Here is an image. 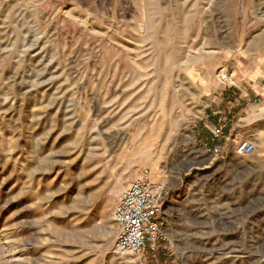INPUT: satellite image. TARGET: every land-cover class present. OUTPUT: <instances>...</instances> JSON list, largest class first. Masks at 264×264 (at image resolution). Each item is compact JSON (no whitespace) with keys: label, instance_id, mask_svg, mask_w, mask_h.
<instances>
[{"label":"rangeland","instance_id":"374dc122","mask_svg":"<svg viewBox=\"0 0 264 264\" xmlns=\"http://www.w3.org/2000/svg\"><path fill=\"white\" fill-rule=\"evenodd\" d=\"M256 73L264 0H0V264H264V100L247 125L232 92ZM146 172L170 243L120 257L112 211Z\"/></svg>","mask_w":264,"mask_h":264},{"label":"built area","instance_id":"2783aa9c","mask_svg":"<svg viewBox=\"0 0 264 264\" xmlns=\"http://www.w3.org/2000/svg\"><path fill=\"white\" fill-rule=\"evenodd\" d=\"M255 102L260 103V100ZM226 129L227 122H220L203 143L213 158L226 153L222 146L228 138ZM254 151L255 144L244 141L235 147L233 153L239 158H245ZM165 197V185L153 180L148 172L131 182L123 191L112 211L117 228L114 242V253L117 256L142 257L147 251L156 254L163 244L170 243L166 232Z\"/></svg>","mask_w":264,"mask_h":264},{"label":"crops","instance_id":"0c3cea01","mask_svg":"<svg viewBox=\"0 0 264 264\" xmlns=\"http://www.w3.org/2000/svg\"><path fill=\"white\" fill-rule=\"evenodd\" d=\"M230 92L227 91V93H230ZM232 92L236 94V97H234L233 99L236 105V108L233 111V114H235V117H237L242 111L241 108L243 107V104H245L244 110L246 114V124L253 125L256 121V114H254V110L256 106L259 107V105L262 102L261 100H264V73L254 74L252 78H250L248 85L246 86L236 85L234 88H232ZM256 99H259L260 103H255ZM208 117L210 118H208L204 122V129H205L204 139L206 140L208 139V137L210 136L211 130L214 128V126L218 125L220 122H223V121L227 122L226 133L228 129H230L231 114H227L226 112H223L219 106H217L213 110L212 114L209 115ZM251 136L253 137L255 135H251ZM222 146L225 150L224 142Z\"/></svg>","mask_w":264,"mask_h":264}]
</instances>
